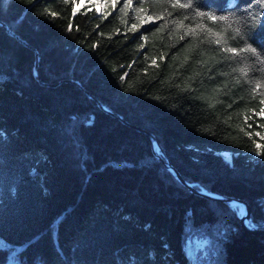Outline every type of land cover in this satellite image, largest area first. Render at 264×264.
Returning a JSON list of instances; mask_svg holds the SVG:
<instances>
[{
	"label": "trees",
	"instance_id": "16d2710c",
	"mask_svg": "<svg viewBox=\"0 0 264 264\" xmlns=\"http://www.w3.org/2000/svg\"><path fill=\"white\" fill-rule=\"evenodd\" d=\"M86 1L0 0V264H264L137 129L264 220V0Z\"/></svg>",
	"mask_w": 264,
	"mask_h": 264
},
{
	"label": "water",
	"instance_id": "95a60500",
	"mask_svg": "<svg viewBox=\"0 0 264 264\" xmlns=\"http://www.w3.org/2000/svg\"><path fill=\"white\" fill-rule=\"evenodd\" d=\"M1 25L5 26V23L0 22ZM24 44H26L27 46L31 47L29 44H27L26 42L22 41ZM35 50V53L38 56L37 50ZM39 58L37 57V63H36V73L37 75H39V64H38ZM89 94V96L93 99L96 100L97 104L99 105L100 108H102L105 112L115 116L116 118H118L119 120L123 121L124 123H127L125 121V119L119 115L118 113L114 112L112 109H110L108 106H106L105 104H103L100 100L96 99L94 97V95H92L91 93L87 92ZM137 129L142 132L152 143L153 146V151L155 156H157V158L167 167L169 168L172 172H174L178 178V180L185 186L187 187L192 193L204 196L208 199L211 200H215V201H222V202H229L232 204H237V205H241L244 207V214L241 215V221H242V225L245 228V230L248 233L251 234H256V235H264V220L260 221V222H256L252 219V215H251V207L249 205V203L241 198H237V197H233V196H226V195H221L215 192H210L207 191L205 189H197L192 183L188 182L183 176L182 174L179 172V170H177V168L172 164L170 158L168 157L165 149L161 146V144L159 143V141L157 140L156 136L143 129L140 127H137Z\"/></svg>",
	"mask_w": 264,
	"mask_h": 264
},
{
	"label": "rangeland",
	"instance_id": "374dc122",
	"mask_svg": "<svg viewBox=\"0 0 264 264\" xmlns=\"http://www.w3.org/2000/svg\"><path fill=\"white\" fill-rule=\"evenodd\" d=\"M87 3L93 2V4L97 7L98 10L103 11L109 8L110 5L113 4L114 0H90L86 1ZM192 264V261H190Z\"/></svg>",
	"mask_w": 264,
	"mask_h": 264
},
{
	"label": "snow or ice",
	"instance_id": "6c2138e0",
	"mask_svg": "<svg viewBox=\"0 0 264 264\" xmlns=\"http://www.w3.org/2000/svg\"><path fill=\"white\" fill-rule=\"evenodd\" d=\"M177 4L179 7L183 8V7H189V5L187 4H179V0H177ZM213 19H215V17H213ZM235 51V50H233ZM245 51H252V52H255L254 49H251V48H248V49H245ZM262 103H264V101H262ZM262 113H264V109H262ZM257 135H259V133H257ZM261 146L259 144H257V148H260Z\"/></svg>",
	"mask_w": 264,
	"mask_h": 264
},
{
	"label": "bare ground",
	"instance_id": "6f19581e",
	"mask_svg": "<svg viewBox=\"0 0 264 264\" xmlns=\"http://www.w3.org/2000/svg\"><path fill=\"white\" fill-rule=\"evenodd\" d=\"M234 205H237V204H234ZM237 206H239V211H240V214L241 215H243L244 214V207L243 206H241V205H237Z\"/></svg>",
	"mask_w": 264,
	"mask_h": 264
}]
</instances>
